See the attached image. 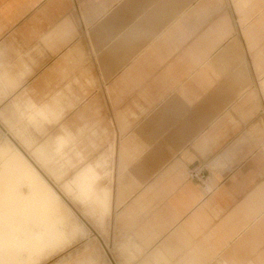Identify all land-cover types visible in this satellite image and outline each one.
Returning <instances> with one entry per match:
<instances>
[{
	"label": "crops",
	"instance_id": "obj_1",
	"mask_svg": "<svg viewBox=\"0 0 264 264\" xmlns=\"http://www.w3.org/2000/svg\"><path fill=\"white\" fill-rule=\"evenodd\" d=\"M0 124L64 262L264 264V0H0Z\"/></svg>",
	"mask_w": 264,
	"mask_h": 264
},
{
	"label": "bare ground",
	"instance_id": "obj_2",
	"mask_svg": "<svg viewBox=\"0 0 264 264\" xmlns=\"http://www.w3.org/2000/svg\"><path fill=\"white\" fill-rule=\"evenodd\" d=\"M66 207L19 150L9 141L0 144V264H38L71 244L80 231L70 224ZM37 225L43 229L32 230Z\"/></svg>",
	"mask_w": 264,
	"mask_h": 264
},
{
	"label": "rangeland",
	"instance_id": "obj_3",
	"mask_svg": "<svg viewBox=\"0 0 264 264\" xmlns=\"http://www.w3.org/2000/svg\"><path fill=\"white\" fill-rule=\"evenodd\" d=\"M7 129V128H6ZM5 133H7V131L1 126V124H0V135H2V136H5ZM12 135V137H11V139L14 141V143L16 144V145H18L19 146V143H17V141H15V140H17V138H15L14 137V135L13 134H11ZM8 136H10V134H8ZM34 136V135H33ZM42 137H44V136H42ZM34 138L36 139V144L39 142V136L38 135H36V136H34ZM20 147V146H19ZM24 153H26V156L29 158V160L39 169V171L41 172V174L50 182V184L52 185V186H54V188L60 193V181L58 182V183H56L55 182V179L47 172V170H46V168L45 167H43V166H40L39 165V163H38V161L35 159V157L31 154V152L30 151H26V152H24ZM70 248V247H69ZM71 249V248H70ZM67 252V251H66ZM66 252H64V253H66ZM71 252V250L69 251V252H67V254H69ZM63 252H62V254H64ZM61 254V255H62ZM64 256V255H63ZM63 256H60V251L59 252H57V253H55V254H52L51 256H49V257H47V258H45V259H42L38 264H76V262H75V260L77 259V258H72V257H69L70 259H68V261H63ZM94 264V260L92 261L91 260V262L90 263H88V262H84V263H78V264Z\"/></svg>",
	"mask_w": 264,
	"mask_h": 264
},
{
	"label": "built area",
	"instance_id": "obj_4",
	"mask_svg": "<svg viewBox=\"0 0 264 264\" xmlns=\"http://www.w3.org/2000/svg\"><path fill=\"white\" fill-rule=\"evenodd\" d=\"M191 177L193 179L202 180L204 176H203V174L201 172L193 171L191 173Z\"/></svg>",
	"mask_w": 264,
	"mask_h": 264
}]
</instances>
